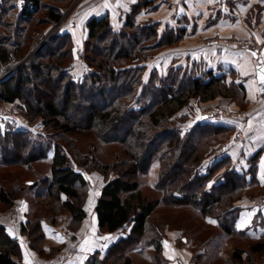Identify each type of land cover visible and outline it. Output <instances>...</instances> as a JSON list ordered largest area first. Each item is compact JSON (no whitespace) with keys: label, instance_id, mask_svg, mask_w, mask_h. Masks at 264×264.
I'll return each mask as SVG.
<instances>
[{"label":"trees","instance_id":"obj_1","mask_svg":"<svg viewBox=\"0 0 264 264\" xmlns=\"http://www.w3.org/2000/svg\"><path fill=\"white\" fill-rule=\"evenodd\" d=\"M17 1L0 0V102L19 101L27 120L42 118L44 127L51 129L58 141H71L75 134L94 130L101 142L124 146L127 155L121 162L101 164L77 150L78 166L85 170L106 175L112 169H123L105 183L94 207L100 232L120 230L123 236L108 247L102 259L95 252L87 264H132L131 252L143 243L152 247L161 261L164 234L150 222L161 202L193 207L202 217L218 220L225 234L249 240L245 231L235 229L238 210L231 206L249 186L245 174L230 169L227 157L215 159L201 171L202 157L210 153V146L222 142L217 137L228 136L233 129L195 123L182 136L171 124L192 99L206 102L217 96L233 98L234 93L243 97L244 90L240 85L227 84L226 76L215 77L212 71L198 68L171 67L163 76L153 68L144 80L149 70L146 62L161 50L179 44L185 34L179 26L137 21L140 12L155 10L159 0H137L119 29L112 26L108 15L86 22L83 59L96 73L82 81L73 80L64 70L73 58L68 33L56 31L49 38L44 33L34 38L43 27L60 22L69 0ZM83 102L87 106L82 107ZM50 150V142L32 140L23 131L9 128L0 134V166L30 169L33 163L48 159ZM51 152L49 174L28 189L41 184V195L52 198L55 205L70 214L68 227L75 230L86 217L87 182L71 166L70 148L63 150L56 142ZM258 154L251 158L248 171L251 186ZM153 166H157L153 190L161 197L150 199L142 193L137 178L147 175ZM223 167L225 170L219 174ZM24 189L23 185L10 192L1 190L0 202L12 206ZM20 230L28 236L33 250L44 241L39 220H28ZM147 233L152 234L148 240ZM257 246L261 244L246 251L239 249L233 257L240 262L245 252L249 258L260 252ZM21 259L17 240L0 226V264H23Z\"/></svg>","mask_w":264,"mask_h":264},{"label":"crops","instance_id":"obj_2","mask_svg":"<svg viewBox=\"0 0 264 264\" xmlns=\"http://www.w3.org/2000/svg\"><path fill=\"white\" fill-rule=\"evenodd\" d=\"M136 2L137 0H105L101 9L98 8L103 12L91 16L100 17L107 14L112 26L118 29L121 27L126 13ZM226 3L227 8L225 7ZM157 4L156 11L140 12L136 16L137 21L158 22L161 27L165 25L179 26L185 30V34L177 46L161 51L148 67L156 69L161 76L166 75L171 67L198 68L201 71H212L215 77L226 76L227 84L234 83L242 87L248 102V111L245 114L251 116L246 118L232 114L233 119H230V122L236 121L248 126L246 145L240 152L230 145L231 148L224 153V157L229 158L230 169L238 174H245L249 184L247 188H249L252 182V176L248 173L251 158L262 149L255 160L257 173L252 186L264 187V127L253 126L250 128L251 125L264 124V94L259 92L255 75V67L259 64L264 65V0H233L231 2L226 0H159ZM117 16L121 19L115 26L113 19ZM210 39H214L217 44H210ZM256 44L259 47L254 48ZM218 45L222 46L225 52V55L220 58L215 56V48ZM252 53H256V55L253 56ZM147 78L148 74L144 80L146 81ZM188 105L182 108L178 114L186 115ZM253 112L259 113L253 115ZM210 114V112L204 115L195 114L194 118L189 117L190 121L188 122L191 124L192 121ZM241 117L243 119L239 120ZM218 126L233 129L231 124L230 126L222 124ZM51 157L52 153L50 156L48 155V160ZM28 183L29 188L32 182L28 181ZM102 188L101 186L92 200L91 209L88 210V207L84 206L86 217L76 230H71L66 223L53 224L50 221L37 218L45 236L42 245L44 257L30 248L27 236L21 233V225L29 219L30 202L26 198L18 200V204L14 206L16 213L12 215L14 211H11V218L0 220V225L4 226L10 238L17 240L22 255L21 262L23 264H53L56 261L53 254L57 253L60 248L75 252L73 259L66 260L62 264H87L88 259L95 252H99L98 258L102 259L108 247L123 236V232L120 230L113 233H102L98 228L94 207ZM41 193L39 186H35L28 189L27 196L33 195L40 199ZM239 200L235 204L236 208H239L235 221L236 229L245 231L247 236L252 239L264 237V227L261 226L264 223V201L262 199ZM67 217L69 219V216ZM213 220L210 217L206 218V221ZM101 237H109V239L105 240ZM60 238L63 239L62 243L59 242ZM178 238L183 245L177 243ZM86 240L87 244H85ZM187 243V239L182 237L179 231L173 230L171 233L165 234L160 242L161 261L156 260L154 253L153 263L196 264ZM148 249L152 250L150 247ZM140 250L141 248L134 251L135 254H138ZM14 260L18 261L19 259L14 257Z\"/></svg>","mask_w":264,"mask_h":264},{"label":"rangeland","instance_id":"obj_3","mask_svg":"<svg viewBox=\"0 0 264 264\" xmlns=\"http://www.w3.org/2000/svg\"><path fill=\"white\" fill-rule=\"evenodd\" d=\"M44 2H48V0H44ZM104 2L105 0H69L64 5V13L60 22L54 25L45 26L42 28L43 32H41V34L34 35L36 40L39 39L40 35H43V33L48 34L47 36L49 38L56 31L66 32L70 35L73 44V58L72 62L66 67L67 70L66 68H64V70L70 74L72 79L75 81H82L87 75L93 74L94 72L96 73V70L89 67L83 59L84 43L87 38L86 21L92 14L99 15L103 12V10L99 11V9H101ZM157 9L158 8L153 11H156ZM91 18H93V16H91L89 19ZM119 19L121 18L118 16L114 17L113 23L115 26H117L119 23ZM257 47H259V45L256 44L254 48ZM157 55L155 57H157ZM155 57L149 59L146 62L147 67L148 65L150 66V62L154 61ZM148 69L149 71L146 73V75L151 71L149 67ZM233 95V98L217 96L216 98L206 102H199L197 99H192L189 102V104L191 103L192 105H188L186 115L177 114L176 121L171 122L174 128L180 130L179 132L182 136L188 132V130H190L195 123L210 122L211 124H217L216 126L220 124L229 126L231 124L233 126V132L228 136L220 134L217 139H221L222 142L215 143L214 145L210 146V153L204 154L202 157L201 171L203 172L207 166L215 161V159L220 160L224 158V153L228 152L231 147H235L236 150L238 149L240 152L246 145L245 138H247L246 134L248 135V131L246 132V130L249 129L248 126L246 124H239L236 121L230 122V119H233L231 116L232 114H238L240 116H245L246 118L251 116L249 114H245L248 111V102L245 98L246 96L242 97V95H236L235 93ZM84 105L87 106L86 102L81 103L82 107ZM209 112L211 114L207 115L206 117L198 118L196 121H192L191 124L188 122L190 121V118H194L196 116L195 114L198 115L199 113L204 115L209 114ZM258 113L259 112H253V115ZM10 114L17 118L18 122L16 124ZM184 118L185 120L182 121ZM242 119L243 118L241 117L239 120ZM253 126H259L258 128H261L264 127V124L251 125L250 128ZM9 128H12L14 131H23L28 133L29 138L32 140L43 141L44 144L50 142L51 150L48 153L49 156L51 155L53 145H55L56 142H59L60 147L63 150H65V147L66 149L70 148L71 152L69 153V156L71 159V166L77 172H80L85 177L87 182V187H85L86 200L84 206L86 205L88 210L91 209V202L95 198L97 191L101 188V186L103 187L107 181L113 177H116L117 172L122 171L123 169H112L106 175H103L101 172L95 170H85V168L78 166V161L80 160L78 159L77 161L76 158L78 152H80L81 155H89V157L94 158L101 164H115L116 162H121L127 158L124 146L117 143L105 144L101 142L97 137L96 131L94 130L75 134L73 135L74 140L71 141L68 138H62L61 141H58L53 131L44 127L42 118L32 121L27 120L24 115V109L22 108V105L19 101H15L14 103L0 102V134H4ZM224 147H226V149H224ZM261 150L255 154H260ZM215 153H219V155H216ZM49 167L50 162L48 159L39 160L33 163L30 169L25 166H0V191L4 190L10 192L15 190V187H20L23 185L25 186L24 191L20 192L19 197L14 200L12 206H8L0 202V220L11 218L10 212L14 211V206L18 204V200L21 198H26L30 202L28 214L29 222H33L38 218L44 219L47 222L50 221L53 224H69V221L71 220L70 214L66 211H63L58 207V205H55L52 198H46L43 195H40V199H37L35 196L33 197V195H30V197L27 196L29 184L28 181H31L33 184L41 178L47 176L49 174ZM224 168L225 167L219 171V174L225 170ZM256 173L257 172L255 171V179ZM156 174L157 166H153L147 175H140L137 178L142 193L145 196H148L150 199L161 197L160 193L154 192L153 190L156 181ZM39 186H41V184ZM239 199H243V201L247 199H262V201H264V187L251 186L241 191L238 199L231 205L234 209L239 210V208H236L235 206ZM15 213L16 212L14 211L12 215ZM66 216H69V219L68 217L66 218ZM206 218L207 217H202L193 207L167 206L161 202L154 209L152 215L150 216V222L151 227L161 230L164 235L171 233L173 230L179 231L180 235L187 239L188 243L186 245L189 246L187 247L190 248L193 260L196 264H264V237L259 239H252L248 237L249 240H245L238 236L227 235L220 229L218 220L214 219L213 221H215V223H210L209 221H206ZM235 223L236 222H234V226ZM81 224L78 226V228L81 226ZM69 228L71 229L70 226ZM151 235V233H147L146 240L150 239ZM177 243L182 244L179 238ZM259 243L261 244V247L257 246L256 248H261V250L257 254H253L248 258L244 252L241 254L240 262L238 259L233 257L237 250L245 249L246 251L250 249L251 246H255ZM42 245L43 241L40 246L36 247L34 250L44 257L45 255H42ZM141 245V250L138 251V254H135L136 252H131L130 254L132 264H154L152 256L155 252L153 248L150 247L152 250H149V246H145V243ZM64 253L72 254V257L67 260L74 258V251L60 248L57 253L53 254V257H55L54 260Z\"/></svg>","mask_w":264,"mask_h":264},{"label":"built area","instance_id":"obj_4","mask_svg":"<svg viewBox=\"0 0 264 264\" xmlns=\"http://www.w3.org/2000/svg\"><path fill=\"white\" fill-rule=\"evenodd\" d=\"M226 1L231 2V1H233V0H226ZM18 3L22 4V3H24V1H23V0H20ZM225 7H226V8L228 7L227 3H226V5H225ZM209 43H210V44H217V42H215L214 39H210V40H209ZM224 55H225L224 48H223L222 46H220V45L216 46V48H215V56L218 57V58H220V57H222V56H224ZM66 70H67V68H66ZM10 115H11L13 121H15V124H16V123L18 122L17 118H15L14 115H12V114H10ZM233 143H234V142H233ZM224 149H226V147H224ZM218 152H219V151H218ZM219 153H220V152H219ZM219 153H215V154H216V155H219ZM216 155H215V156H216ZM71 255H72V254H70V253H64V254H61V255L56 259L55 263H53V264H61L63 261H65V260L71 258V257H72Z\"/></svg>","mask_w":264,"mask_h":264},{"label":"snow or ice","instance_id":"obj_5","mask_svg":"<svg viewBox=\"0 0 264 264\" xmlns=\"http://www.w3.org/2000/svg\"><path fill=\"white\" fill-rule=\"evenodd\" d=\"M252 55L253 56H255L256 55V53H252ZM259 77H260V82H261V84L262 85H264V68H261V69H259ZM262 92H264V87H261V89H260ZM210 223H215V221H209ZM101 239H105V240H107V239H109V237H101ZM59 242H63V239L62 238H60L59 239ZM88 243V241L86 240L85 241V244H87Z\"/></svg>","mask_w":264,"mask_h":264},{"label":"water","instance_id":"obj_6","mask_svg":"<svg viewBox=\"0 0 264 264\" xmlns=\"http://www.w3.org/2000/svg\"><path fill=\"white\" fill-rule=\"evenodd\" d=\"M261 68H264V65H261V64H259V65H257L256 67H255V75H256V81H257V84H258V88H259V92L261 93V94H264V92H262L260 89H261V87H264V85H262L261 84V82H260V77H259V69H261Z\"/></svg>","mask_w":264,"mask_h":264}]
</instances>
